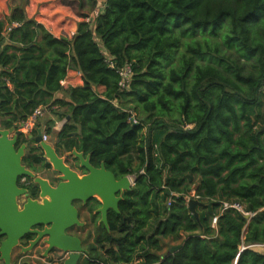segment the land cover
<instances>
[{
    "label": "trees",
    "instance_id": "16d2710c",
    "mask_svg": "<svg viewBox=\"0 0 264 264\" xmlns=\"http://www.w3.org/2000/svg\"><path fill=\"white\" fill-rule=\"evenodd\" d=\"M86 15L72 38L55 37L25 7L0 18V43L20 22L0 50V127L46 105L70 116L58 152L77 149L135 177L120 213H108L110 229L97 223L90 264H264L250 246L264 243V0H108L93 26ZM127 63L133 77L122 89ZM71 66L84 83L67 91L69 101L55 99ZM29 149L28 168H52ZM90 203L97 222L100 203ZM167 238L182 246L163 252Z\"/></svg>",
    "mask_w": 264,
    "mask_h": 264
},
{
    "label": "water",
    "instance_id": "95a60500",
    "mask_svg": "<svg viewBox=\"0 0 264 264\" xmlns=\"http://www.w3.org/2000/svg\"><path fill=\"white\" fill-rule=\"evenodd\" d=\"M1 46V45H0ZM21 122L10 128L0 127V264H14L13 252L21 247L22 252L33 251L43 239L49 245L43 256H49L53 248L69 253L63 264H79L82 255L88 253L82 239L68 230L84 226L77 202L86 205L97 199L100 222L109 230L108 213H120L119 203L134 187L131 175L118 177L104 163L99 167L92 164L90 156L74 149L67 152L79 161L81 174L59 154L55 146L42 139L43 130L29 133L32 143L42 150L43 157L52 165L57 176L54 183L37 174L23 162L29 150V142L20 143L23 136ZM27 178L39 188L37 197L22 185ZM30 182V181H29ZM197 199L189 200V208L197 216ZM43 226V229H39ZM28 235H35L24 245ZM28 245V246H27ZM178 245L175 249H179Z\"/></svg>",
    "mask_w": 264,
    "mask_h": 264
},
{
    "label": "crops",
    "instance_id": "0c3cea01",
    "mask_svg": "<svg viewBox=\"0 0 264 264\" xmlns=\"http://www.w3.org/2000/svg\"><path fill=\"white\" fill-rule=\"evenodd\" d=\"M91 2L95 7L96 0H0V18L4 20L10 19L11 18L10 16L16 7L18 8L25 7V12L27 14V17L29 19L36 20L40 24H43L45 28L49 30L55 37L72 38L77 31L78 22L82 20V16L89 14L91 10H93L92 7H90ZM9 42L11 41L9 40L8 37H6V41L0 43L1 45L0 50L5 46L6 43ZM105 54L108 55L109 53L105 52ZM83 83L84 80L81 71L78 68L71 66L68 69L66 77L62 80L63 90L56 92L54 98L55 99L62 98L69 101L71 96L67 91L71 87L81 86L83 85ZM96 91L98 92V94L102 96L103 93L105 92V87L99 86L96 88ZM57 106L58 105L55 106V109ZM58 108H60L59 110L60 112L68 110L67 107H58ZM69 119L70 116L62 119L57 118V116L51 112V109H49L45 113V115L41 118L40 123L42 124V127L45 126L44 129L46 131H47L46 126L49 125L51 121H55V125L53 126V133L50 134L51 139L49 141V143L55 146V148L57 143V135L62 130L65 123L69 121ZM76 133L77 132H75V134ZM28 135L29 134L27 133L26 137L30 141ZM34 144L36 145V143L30 142L29 148L31 146H35ZM59 154L61 156H65L67 158L66 160L69 163L71 159H73L72 157L70 159V156L67 155L68 153L66 151L61 150ZM46 172L47 170L43 169L39 173L42 175V173H46ZM80 216H81V210H80ZM167 239H172V238H167ZM175 242H179V241H175ZM175 246L178 245H173L170 248V250ZM250 246L256 249L257 251L264 253V243H254L251 244ZM167 251H168L167 248L164 247L163 252H167Z\"/></svg>",
    "mask_w": 264,
    "mask_h": 264
},
{
    "label": "rangeland",
    "instance_id": "374dc122",
    "mask_svg": "<svg viewBox=\"0 0 264 264\" xmlns=\"http://www.w3.org/2000/svg\"><path fill=\"white\" fill-rule=\"evenodd\" d=\"M90 7H92V9L94 7L92 2L90 4ZM134 114L138 119V115L136 114L135 111H134ZM63 157H65V156H63ZM71 157L73 158V156H70V159H71ZM70 159H69V161H70ZM69 164L72 165L73 167H75L81 174L84 173L85 170L80 168L78 160L73 158V159H71ZM51 169L52 170H50V171L47 170L46 173H42V176L47 177L48 179H50L54 183H57L56 182L57 180H55L57 173L53 168H51ZM131 177L133 178V181H134L135 180L134 176L132 175ZM27 180L29 181V179H27V178H26V181H24L22 179L21 184L26 185ZM92 205L93 204H91L90 206H92ZM77 206L81 210V220L85 222V225L72 227L68 230V232H70L72 234H76V235L78 234V236H80L84 240V244H85L84 246L88 250V246L94 242L95 235L97 233L96 225H97V223H101L100 222L101 216L99 215L96 219L97 222H95L94 218L92 217V214H91L93 212H90L89 208H85L81 202H77ZM163 242H164V246L167 248V250H170V248L173 245H179L180 244V241L175 242L172 239H163ZM173 242H175V243H173ZM23 244L26 245V240L24 241ZM41 251H42L41 248L36 247L33 251H31L29 253L28 252L24 253V252H22L21 247H17V248H15V250L13 252V263L14 264H55L56 263L55 260L57 259L56 258L57 256H55L53 253L49 254V256H43V255H40ZM79 264H90V258H89L88 253L83 255Z\"/></svg>",
    "mask_w": 264,
    "mask_h": 264
},
{
    "label": "built area",
    "instance_id": "2783aa9c",
    "mask_svg": "<svg viewBox=\"0 0 264 264\" xmlns=\"http://www.w3.org/2000/svg\"><path fill=\"white\" fill-rule=\"evenodd\" d=\"M108 0H96V6L93 8V10L86 15L85 21L88 22L90 25H94L95 19L105 10V7L107 5ZM20 26V22H12L11 25L2 33L3 35L8 36V33L11 32L14 28ZM109 59L111 57H108ZM114 67V63L111 64ZM119 75L121 77L120 79V87L122 89H128L133 77V67L131 63H127L123 65L122 67L118 68ZM50 108L46 105L44 106H39L34 109V111L24 120L21 121V130L22 132L26 135L27 133H34L38 128H42L43 130V135L42 139L45 142H49L51 139V136L47 131L42 127V124L40 123L41 118L45 115V113L49 110ZM131 116L129 117V120L133 124H138L139 121L137 117L135 116L133 111H129ZM24 181H26V178H23ZM28 181V180H27ZM194 197L198 200V197L196 196L195 192H192L191 198ZM189 198V199H191ZM188 199V200H189ZM218 220V217L213 218V225H216Z\"/></svg>",
    "mask_w": 264,
    "mask_h": 264
},
{
    "label": "flooded vegetation",
    "instance_id": "af4514ba",
    "mask_svg": "<svg viewBox=\"0 0 264 264\" xmlns=\"http://www.w3.org/2000/svg\"><path fill=\"white\" fill-rule=\"evenodd\" d=\"M93 200V199H92ZM92 200H90L86 205H84V207L85 208H89V206L92 204V203H90V202H92ZM90 203V204H89ZM89 204V205H88ZM99 207V206H98ZM98 207L96 208V210H95V212L97 211V209H98ZM97 213V212H96ZM101 216V215H100ZM80 218H81V216H80ZM39 229H43V226H40L39 227ZM70 233V232H69ZM70 234H72V233H70ZM72 235H76V234H72ZM77 236H78V234H77ZM80 237V236H79ZM31 238H35V235H28L27 236V238L25 239L26 240V244H29L28 242H29V240L31 239ZM45 239H47V237H44ZM81 238V237H80ZM45 239H43L42 241H41V243L37 246V247H39V248H41L42 249V251L40 252V255H44V253H45V251H46V249L48 248V244L45 242ZM82 239V238H81ZM82 241H83V246L85 245L84 244V240L82 239ZM28 246V245H27ZM85 247V246H84ZM51 253H53L55 256H57L56 258V263L55 264H63L64 263V261L69 257V253H67V252H65V251H63V250H60V249H58V248H53L51 251H50V254ZM84 255V254H83ZM83 255H82V257H83Z\"/></svg>",
    "mask_w": 264,
    "mask_h": 264
},
{
    "label": "clouds",
    "instance_id": "9594fccd",
    "mask_svg": "<svg viewBox=\"0 0 264 264\" xmlns=\"http://www.w3.org/2000/svg\"><path fill=\"white\" fill-rule=\"evenodd\" d=\"M132 176V175H131ZM135 178V177H134ZM134 183H135V180H134ZM191 199H196V198H194V197H192ZM190 200V199H189ZM189 202V201H188Z\"/></svg>",
    "mask_w": 264,
    "mask_h": 264
}]
</instances>
